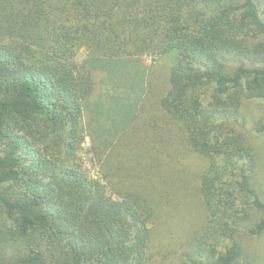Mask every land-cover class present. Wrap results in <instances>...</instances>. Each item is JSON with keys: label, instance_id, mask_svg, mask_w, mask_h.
Returning a JSON list of instances; mask_svg holds the SVG:
<instances>
[{"label": "trees", "instance_id": "obj_1", "mask_svg": "<svg viewBox=\"0 0 264 264\" xmlns=\"http://www.w3.org/2000/svg\"><path fill=\"white\" fill-rule=\"evenodd\" d=\"M146 56L170 65L150 111ZM249 100H264V0H0V264H149L168 190L157 156L125 166L127 139L164 123L207 160L198 263L242 264L240 237L264 231Z\"/></svg>", "mask_w": 264, "mask_h": 264}, {"label": "rangeland", "instance_id": "obj_2", "mask_svg": "<svg viewBox=\"0 0 264 264\" xmlns=\"http://www.w3.org/2000/svg\"><path fill=\"white\" fill-rule=\"evenodd\" d=\"M84 54V51L79 52L77 60H82ZM143 61L147 67L149 85L145 105L150 111L155 101L157 105V100L168 90L170 65L166 60L150 56L144 57ZM241 112L245 122V137L256 154L254 187L264 202V133L256 134L254 131L256 124L264 119V100L243 101ZM125 116L126 114L124 119ZM138 126L143 124L138 122ZM154 130L140 129L129 135L127 145L130 143L128 151L132 159L125 165L134 162L135 155L144 158L157 156L159 166L155 170L156 175L152 176L155 179L154 186L157 183L159 187L168 190L156 195L159 216L157 219L155 216L154 222L149 226L153 227L149 264H199V256L204 253L195 255L191 245H196L199 235L204 233L206 211L196 192V184L197 176L207 165V160L185 146L170 123L162 124L156 132ZM90 145L89 136H86L78 155L87 174L103 183L100 164L90 152ZM169 185L171 188H168ZM261 216L263 214L251 211L250 219L245 223L246 229L252 228ZM240 246L242 264H264V231L257 236L244 232L240 237Z\"/></svg>", "mask_w": 264, "mask_h": 264}]
</instances>
